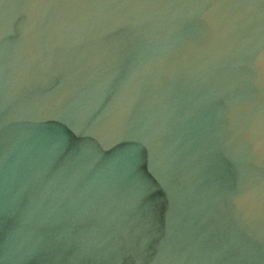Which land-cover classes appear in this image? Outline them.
I'll return each instance as SVG.
<instances>
[{
  "label": "water",
  "instance_id": "water-1",
  "mask_svg": "<svg viewBox=\"0 0 264 264\" xmlns=\"http://www.w3.org/2000/svg\"><path fill=\"white\" fill-rule=\"evenodd\" d=\"M0 264H264V0H0Z\"/></svg>",
  "mask_w": 264,
  "mask_h": 264
}]
</instances>
